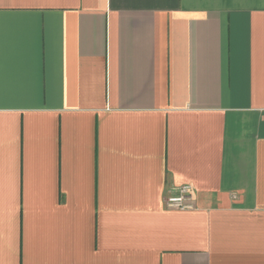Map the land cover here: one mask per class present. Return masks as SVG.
<instances>
[{"label": "crops", "instance_id": "0c3cea01", "mask_svg": "<svg viewBox=\"0 0 264 264\" xmlns=\"http://www.w3.org/2000/svg\"><path fill=\"white\" fill-rule=\"evenodd\" d=\"M0 264H264V0H0Z\"/></svg>", "mask_w": 264, "mask_h": 264}, {"label": "built area", "instance_id": "2783aa9c", "mask_svg": "<svg viewBox=\"0 0 264 264\" xmlns=\"http://www.w3.org/2000/svg\"><path fill=\"white\" fill-rule=\"evenodd\" d=\"M191 187L183 186L173 189V195L164 199V204L167 209L173 210H190L192 209Z\"/></svg>", "mask_w": 264, "mask_h": 264}]
</instances>
